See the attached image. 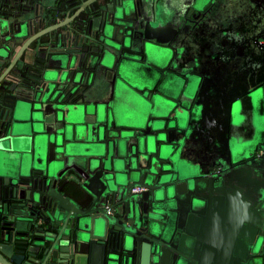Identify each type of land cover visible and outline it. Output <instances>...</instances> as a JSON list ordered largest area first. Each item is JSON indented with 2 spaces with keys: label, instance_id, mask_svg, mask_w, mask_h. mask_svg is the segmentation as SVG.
<instances>
[{
  "label": "water",
  "instance_id": "1",
  "mask_svg": "<svg viewBox=\"0 0 264 264\" xmlns=\"http://www.w3.org/2000/svg\"><path fill=\"white\" fill-rule=\"evenodd\" d=\"M57 1L0 0V264H264V58L226 0L39 30Z\"/></svg>",
  "mask_w": 264,
  "mask_h": 264
},
{
  "label": "flooded vegetation",
  "instance_id": "2",
  "mask_svg": "<svg viewBox=\"0 0 264 264\" xmlns=\"http://www.w3.org/2000/svg\"><path fill=\"white\" fill-rule=\"evenodd\" d=\"M60 3L61 2L58 0L56 3L50 4L51 6L55 7V9L60 10V12L51 11V13L49 14V18L45 21V23L41 24L39 30L46 29L48 27L57 25L58 23L64 22L67 19H70L72 15L78 11V8L80 4L83 3V1H79L77 4H75L74 6H70L67 9L62 8L60 6ZM68 11H70V13H68ZM220 11L223 12L224 16L232 18L234 22H232L231 26H233L235 29L237 28L238 31H240V41H237V48L235 47V53L240 55L238 59L242 58L241 55H246V53L248 52V48L250 50L252 48V50L248 54L250 55V57H252L253 55H261V58H264V45L261 47L263 48L262 53L252 45L253 38H255L259 34H264V3L258 2L256 3V5H254L251 4L249 0H226L224 4L220 6ZM87 13L94 16V14L85 9V13L82 14L81 18L89 22L90 15H86ZM97 14H99V10H97ZM39 30L36 31L38 32ZM43 40L44 39H42L41 41ZM259 43L264 44L263 41H259ZM92 47H95V45ZM230 47L232 46L229 44L225 45L224 47V50H230V52L225 53V55L222 57L221 60L223 63L228 62L229 58H232V56L235 54L232 51L234 48L231 50ZM223 63H218L216 71L217 69H221L219 72L223 77V80L225 81L228 77L232 78L231 72L233 64L228 63L227 65H224ZM213 248L216 249V247ZM219 253L221 254L222 252L219 251Z\"/></svg>",
  "mask_w": 264,
  "mask_h": 264
},
{
  "label": "built area",
  "instance_id": "3",
  "mask_svg": "<svg viewBox=\"0 0 264 264\" xmlns=\"http://www.w3.org/2000/svg\"><path fill=\"white\" fill-rule=\"evenodd\" d=\"M133 190L137 191V190H141V188L140 187H135V188H133Z\"/></svg>",
  "mask_w": 264,
  "mask_h": 264
}]
</instances>
